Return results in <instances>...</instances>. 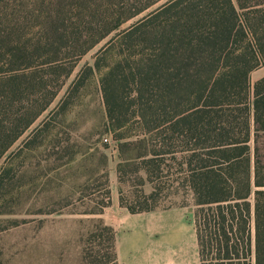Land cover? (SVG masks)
<instances>
[{"label":"trees","instance_id":"16d2710c","mask_svg":"<svg viewBox=\"0 0 264 264\" xmlns=\"http://www.w3.org/2000/svg\"><path fill=\"white\" fill-rule=\"evenodd\" d=\"M99 1L35 0L32 13L45 18L47 26L58 16L47 30L67 37L78 32L66 24L75 11L103 18ZM159 1L105 6L111 10L112 26L89 48ZM45 4L57 7L46 9ZM123 7L130 12L125 17L118 15ZM10 12L8 0H0V70L8 66L5 84L23 70L38 68L31 61L35 51L29 49L37 37L23 41L26 34L18 26L15 39L6 21ZM142 20L127 32L136 35L129 46L142 47L135 66L122 57L101 77L108 128L117 131L136 118L143 129L139 138L118 135L121 151L138 148L135 156H123L119 180L124 182V172L132 165L142 172L144 183L153 184L149 193L136 192L133 201L121 190V206L131 213L153 211L160 207L163 191H169L168 196L185 191L194 200L201 264H264V175L257 163L252 184L249 155L251 117L257 132L264 131V77L254 86L250 80L251 72L264 63V0H168ZM41 66L42 76L50 80L55 65L46 61ZM64 83L65 78L51 91L41 112L50 107ZM110 204L108 188L100 205L84 213H102ZM89 236L94 243L100 241L97 246H105L85 247L84 262L119 264L114 227L99 219Z\"/></svg>","mask_w":264,"mask_h":264},{"label":"rangeland","instance_id":"374dc122","mask_svg":"<svg viewBox=\"0 0 264 264\" xmlns=\"http://www.w3.org/2000/svg\"><path fill=\"white\" fill-rule=\"evenodd\" d=\"M128 1L100 0L105 13L100 20L98 16L75 11L66 24L68 29L77 27L78 32L62 37V32L47 30L58 16L48 26L45 18L33 16L35 0H8L11 12L10 20L6 21L15 39L18 26L26 34L23 41L30 40L32 35L37 37L29 49L35 51L31 61L38 68L19 72L18 78L7 84L3 79L8 74V66L0 70V264H88L84 262L85 247L96 250L105 246H97L100 241L94 243L89 236L93 222L103 219V214L84 212L98 207L108 188L110 206L118 193L120 201L121 190L128 201L135 199L136 192L141 195L142 191L152 190L153 184L144 183L142 172L135 171L132 165L124 172V182L119 180L118 167L123 156H135L138 148L132 146L131 150L121 151L118 135L136 134L139 138L143 129L134 121L136 118L117 131L108 128L101 77L122 57H128L135 66V55L142 47L129 46L136 35L127 32L168 0H160L128 19L89 48L100 33L112 26L111 10L105 6L122 2L126 6ZM56 7L45 4L46 9ZM129 13L123 7L118 15L125 17ZM105 18L108 20L104 21ZM39 37L42 42H37ZM46 61L55 65L50 80L42 76L41 65ZM263 77L264 63H261L250 74L251 85ZM64 78L65 83L50 107L41 112L51 91ZM250 95L253 97V91ZM134 110L131 108L130 114ZM35 116L30 126L12 142L16 133ZM251 126L249 155L253 184L257 163L264 175V131L257 132L252 117ZM168 193L163 191L158 198V209H184L187 227L193 231L194 200L185 191L174 196ZM190 239L183 250L175 244L177 264H181L177 258L182 253L183 264H195L196 250Z\"/></svg>","mask_w":264,"mask_h":264},{"label":"crops","instance_id":"0c3cea01","mask_svg":"<svg viewBox=\"0 0 264 264\" xmlns=\"http://www.w3.org/2000/svg\"><path fill=\"white\" fill-rule=\"evenodd\" d=\"M183 210L156 209L131 213L121 206L118 193L113 204L101 214L105 223L116 230L119 264H177L175 244L183 250L189 237L196 250L195 264H201L195 218V229L191 231L187 227L188 219L183 215ZM177 260L183 264L184 254Z\"/></svg>","mask_w":264,"mask_h":264},{"label":"built area","instance_id":"2783aa9c","mask_svg":"<svg viewBox=\"0 0 264 264\" xmlns=\"http://www.w3.org/2000/svg\"><path fill=\"white\" fill-rule=\"evenodd\" d=\"M106 141H108L109 139L108 138H105Z\"/></svg>","mask_w":264,"mask_h":264}]
</instances>
